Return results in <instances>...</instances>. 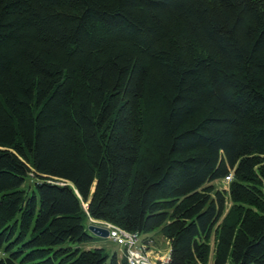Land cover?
I'll return each mask as SVG.
<instances>
[{"label":"trees","instance_id":"16d2710c","mask_svg":"<svg viewBox=\"0 0 264 264\" xmlns=\"http://www.w3.org/2000/svg\"><path fill=\"white\" fill-rule=\"evenodd\" d=\"M92 220L264 264V0H0V264H129Z\"/></svg>","mask_w":264,"mask_h":264},{"label":"rangeland","instance_id":"374dc122","mask_svg":"<svg viewBox=\"0 0 264 264\" xmlns=\"http://www.w3.org/2000/svg\"><path fill=\"white\" fill-rule=\"evenodd\" d=\"M215 186L217 188H219L220 190H225L228 188L229 182L228 181H219V182L215 183ZM92 224L101 225L104 223L96 222V221L92 220V221H90L89 225H92ZM101 226H103V225H101ZM154 238L155 239L152 242V244L146 245V244L141 242V245H143L145 247V254H147L146 256L148 257L150 263L151 264H159L161 262V260L164 258V256L169 254L170 249H169V245H168L167 240H164L162 237L156 236V235ZM99 242H100V246L105 247L110 254L117 253L119 258L121 259L123 252H122V249L118 245L114 244L109 239H102ZM211 246H212V250H211V255H210V259H209L208 264H214V260H215L214 247H213L214 246V237L211 240ZM3 258H5L4 251L0 250V259H3Z\"/></svg>","mask_w":264,"mask_h":264},{"label":"built area","instance_id":"2783aa9c","mask_svg":"<svg viewBox=\"0 0 264 264\" xmlns=\"http://www.w3.org/2000/svg\"><path fill=\"white\" fill-rule=\"evenodd\" d=\"M232 177L227 178L231 181ZM109 231V239L118 243L126 251L129 264H151L145 254V247L141 245V237L136 233H129L111 224H101ZM169 256L161 260V264L167 263Z\"/></svg>","mask_w":264,"mask_h":264},{"label":"water","instance_id":"95a60500","mask_svg":"<svg viewBox=\"0 0 264 264\" xmlns=\"http://www.w3.org/2000/svg\"><path fill=\"white\" fill-rule=\"evenodd\" d=\"M88 230L101 239H109V231L101 225H89Z\"/></svg>","mask_w":264,"mask_h":264},{"label":"crops","instance_id":"0c3cea01","mask_svg":"<svg viewBox=\"0 0 264 264\" xmlns=\"http://www.w3.org/2000/svg\"><path fill=\"white\" fill-rule=\"evenodd\" d=\"M169 245V244H168ZM167 255H169V254H167Z\"/></svg>","mask_w":264,"mask_h":264},{"label":"clouds","instance_id":"9594fccd","mask_svg":"<svg viewBox=\"0 0 264 264\" xmlns=\"http://www.w3.org/2000/svg\"><path fill=\"white\" fill-rule=\"evenodd\" d=\"M169 256V255H168Z\"/></svg>","mask_w":264,"mask_h":264}]
</instances>
